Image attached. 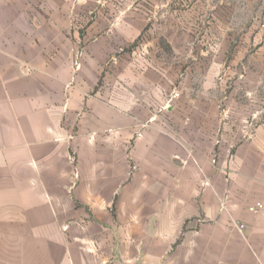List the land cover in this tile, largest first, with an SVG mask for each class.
I'll return each instance as SVG.
<instances>
[{
	"label": "crops",
	"instance_id": "obj_1",
	"mask_svg": "<svg viewBox=\"0 0 264 264\" xmlns=\"http://www.w3.org/2000/svg\"><path fill=\"white\" fill-rule=\"evenodd\" d=\"M261 1H219L208 68L110 67L95 0H0V264H264Z\"/></svg>",
	"mask_w": 264,
	"mask_h": 264
},
{
	"label": "rangeland",
	"instance_id": "obj_2",
	"mask_svg": "<svg viewBox=\"0 0 264 264\" xmlns=\"http://www.w3.org/2000/svg\"><path fill=\"white\" fill-rule=\"evenodd\" d=\"M219 1L95 0L89 11H93L96 21L101 20L104 30L121 32L116 39L122 51L117 50V54L112 55L110 67L122 60L138 59V62L153 60L176 67L202 62L209 68L218 66L222 47H231L232 42L240 40L218 36V29L226 31L231 24L222 19L218 22ZM231 1L239 5L238 20L233 22V28H247L255 23L251 17L262 18L261 0H224L225 3ZM221 16L224 18V14ZM76 56L74 65L79 66L83 54ZM172 94L162 111L180 103L181 93L171 101Z\"/></svg>",
	"mask_w": 264,
	"mask_h": 264
},
{
	"label": "built area",
	"instance_id": "obj_3",
	"mask_svg": "<svg viewBox=\"0 0 264 264\" xmlns=\"http://www.w3.org/2000/svg\"><path fill=\"white\" fill-rule=\"evenodd\" d=\"M179 97H180V93L177 92V91H175V92H173V94H172V99H171V101L174 100V99H177V98H179ZM262 210H263V205H262V204H257L255 207L250 208V212L255 213V214H259V213H261ZM241 228H244V226H241Z\"/></svg>",
	"mask_w": 264,
	"mask_h": 264
}]
</instances>
